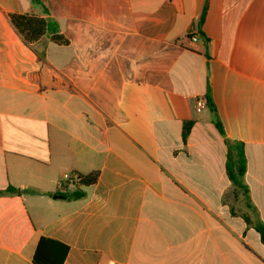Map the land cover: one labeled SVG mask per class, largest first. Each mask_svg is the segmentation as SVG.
<instances>
[{"label":"crops","instance_id":"crops-1","mask_svg":"<svg viewBox=\"0 0 264 264\" xmlns=\"http://www.w3.org/2000/svg\"><path fill=\"white\" fill-rule=\"evenodd\" d=\"M41 1L49 14L0 0V264H34L41 238L68 246L63 264H264L247 221L264 223V0H208L195 43L206 0ZM10 14L55 21L68 44H27ZM208 85L255 210L227 176ZM92 172L68 192L83 198H54Z\"/></svg>","mask_w":264,"mask_h":264},{"label":"trees","instance_id":"trees-1","mask_svg":"<svg viewBox=\"0 0 264 264\" xmlns=\"http://www.w3.org/2000/svg\"><path fill=\"white\" fill-rule=\"evenodd\" d=\"M35 4L42 6L43 14H49L48 9L42 3L41 0H33ZM208 10V0L204 5L199 26H202ZM10 20L12 25L18 31V33L23 37L27 44H32L42 38L45 34H51V39L58 44H68V40L61 34H59V28L55 21L46 19L42 16L29 15V14H10ZM208 107L211 109L213 114V123L218 129L220 134L225 138V143L228 148L227 161H226V172L233 186L241 191L246 200V204L249 208L254 209L253 204L250 199L249 187L245 183L244 178L247 172V158L245 154L244 144L240 142H233L226 137L222 122L217 114L216 107L213 103L210 87H207L206 94ZM194 125V120L186 121L183 125L182 138L183 142L187 141L188 136ZM99 173L92 172L89 175H78V182L76 183L80 187H89L96 184L98 180ZM8 192H20L15 188L8 189ZM2 194V192H0ZM69 199H81L85 196V192L77 188L73 192L60 194ZM249 224H252L255 230L259 233L261 241L264 244V223L258 219L256 222L251 223L247 219ZM69 252L68 246L65 244L49 239L41 238L34 257V264H63L66 256Z\"/></svg>","mask_w":264,"mask_h":264},{"label":"built area","instance_id":"built-area-1","mask_svg":"<svg viewBox=\"0 0 264 264\" xmlns=\"http://www.w3.org/2000/svg\"><path fill=\"white\" fill-rule=\"evenodd\" d=\"M198 29H199V24L198 22H195L192 25V28L189 32V39L192 43H195L198 41V37H197ZM205 106H206L205 99L198 98L196 100L195 109L197 113H200ZM78 178H79L78 175L65 174L60 183V192L62 194L68 193L71 188H74L75 186H77L76 183L78 182Z\"/></svg>","mask_w":264,"mask_h":264},{"label":"rangeland","instance_id":"rangeland-1","mask_svg":"<svg viewBox=\"0 0 264 264\" xmlns=\"http://www.w3.org/2000/svg\"><path fill=\"white\" fill-rule=\"evenodd\" d=\"M236 193H237V197H236V198L232 197V204H233L234 206L240 204V203H241L240 201L243 200V199L240 197L239 191H236ZM235 207H236L237 210H239L238 206H235Z\"/></svg>","mask_w":264,"mask_h":264},{"label":"water","instance_id":"water-1","mask_svg":"<svg viewBox=\"0 0 264 264\" xmlns=\"http://www.w3.org/2000/svg\"><path fill=\"white\" fill-rule=\"evenodd\" d=\"M54 198H56V199H65L66 197L65 196H61V195H57Z\"/></svg>","mask_w":264,"mask_h":264}]
</instances>
